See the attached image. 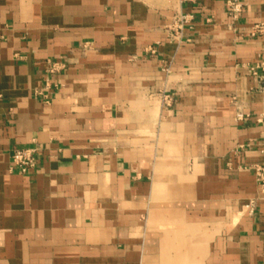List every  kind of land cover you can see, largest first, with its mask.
Wrapping results in <instances>:
<instances>
[{
  "label": "crops",
  "instance_id": "crops-1",
  "mask_svg": "<svg viewBox=\"0 0 264 264\" xmlns=\"http://www.w3.org/2000/svg\"><path fill=\"white\" fill-rule=\"evenodd\" d=\"M241 1L0 0V264H264V0Z\"/></svg>",
  "mask_w": 264,
  "mask_h": 264
},
{
  "label": "built area",
  "instance_id": "built-area-1",
  "mask_svg": "<svg viewBox=\"0 0 264 264\" xmlns=\"http://www.w3.org/2000/svg\"><path fill=\"white\" fill-rule=\"evenodd\" d=\"M193 1V0H186ZM227 16L235 23L238 19V16L243 11V4L241 0H223ZM192 16L190 14L180 13L174 19L171 25L167 27L170 31L171 36L180 39L182 36L183 30L190 25L192 22ZM244 35L248 38H254L257 36L264 35V23H258L251 26L247 31L244 32ZM264 65V64H263ZM53 72V69H51ZM49 84L46 85L48 90ZM264 94V88H263ZM37 96H40L42 102L46 105L49 104V97L47 93H44V90H39L36 92ZM238 119H242V115L237 116ZM258 125L260 126V138L258 141V149L261 155L264 156V109L262 113L256 119ZM39 147L33 146L28 148H18L13 149L10 156V169L17 171L21 174H27L33 171L37 165ZM249 169L252 171L256 184L258 186L259 194L264 196V161L261 163H255L249 166ZM251 207V203L247 205Z\"/></svg>",
  "mask_w": 264,
  "mask_h": 264
}]
</instances>
